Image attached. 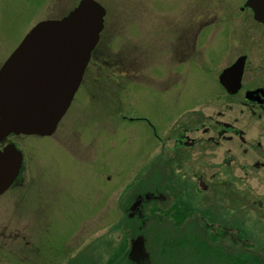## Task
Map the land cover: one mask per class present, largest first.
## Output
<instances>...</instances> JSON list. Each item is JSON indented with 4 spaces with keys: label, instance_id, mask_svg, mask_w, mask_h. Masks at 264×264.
<instances>
[{
    "label": "rangeland",
    "instance_id": "374dc122",
    "mask_svg": "<svg viewBox=\"0 0 264 264\" xmlns=\"http://www.w3.org/2000/svg\"><path fill=\"white\" fill-rule=\"evenodd\" d=\"M77 1L0 0V66L35 23L63 16ZM96 1L105 9L103 29L55 132L9 137L23 161L0 198V228L14 225L31 242L17 257L25 264H132L130 244L138 241L145 253L139 264H264V171L249 168L236 140L217 147L203 136L202 149L187 159L166 147L194 126L193 110L205 126L217 119L221 46L230 49L224 65L245 45L264 43V27L250 10L239 11L245 0ZM186 43L190 54L178 69L170 49ZM135 53L140 70L127 60ZM150 125L158 134L170 127L163 152L160 142L153 151ZM176 161L181 171L165 174ZM137 194H144L140 216L129 206ZM5 250L0 264H21Z\"/></svg>",
    "mask_w": 264,
    "mask_h": 264
},
{
    "label": "water",
    "instance_id": "95a60500",
    "mask_svg": "<svg viewBox=\"0 0 264 264\" xmlns=\"http://www.w3.org/2000/svg\"><path fill=\"white\" fill-rule=\"evenodd\" d=\"M244 6L264 25V0H246ZM104 15L96 0H78L60 18L41 20L28 30L0 66V143L11 134L54 132L98 42ZM238 71L237 79L240 64ZM21 163L13 143L0 149V194L16 179ZM140 245L134 242L131 252H139Z\"/></svg>",
    "mask_w": 264,
    "mask_h": 264
},
{
    "label": "flooded vegetation",
    "instance_id": "af4514ba",
    "mask_svg": "<svg viewBox=\"0 0 264 264\" xmlns=\"http://www.w3.org/2000/svg\"><path fill=\"white\" fill-rule=\"evenodd\" d=\"M245 9L250 10L249 8L245 7L243 3L242 6L239 7V11L242 12ZM256 23L259 24L258 22ZM181 46L182 49L180 50L179 47L175 49V52L173 49H170V51H173L172 55H175L176 53V57L179 58L180 62H177V66H176V68L178 69H180L181 65H183L185 59L190 54L189 53L190 46L188 43L182 44ZM245 46H247V48L244 53L238 54L232 61L224 65H221L222 62H225L221 59L223 56L222 52L229 51L230 49L225 45L221 46L220 57L216 62V69L214 75L216 83L219 86L217 93L219 95L216 97V99H214V105L217 106V111L215 112L217 119H214L212 125L210 124L209 126H205L203 123L199 122V117L201 115L203 116V113L201 112L200 109L193 110L195 111V113L192 112V114H187L190 115L189 118H191L192 126L193 125L194 126L191 128H184L183 130H181L180 135L174 138L172 144H166V147L172 149L171 150L172 153H176L181 158L186 157L187 159L188 153L196 152L202 149L201 146H199L197 143L201 142L200 139L203 136H206V138L204 139L210 142L211 141L214 142L215 145H217V147H220L221 145H223V143L230 145L232 147L235 144L234 140H236L237 145L239 147L238 153L240 157L247 160V162H249L248 166L251 170L259 171L263 173L264 171V43L261 41L258 42L255 41ZM94 51L95 49L91 54L90 60L93 57ZM255 55L261 56L258 62L260 64L251 66V62L254 61L253 57ZM128 57H130V55H128L127 58ZM134 62H136L134 66H137V68H139L140 70L141 57L139 54L135 53ZM239 64L241 71H240V76L237 79V73L239 72L238 71ZM119 73L122 74L121 75L122 77L126 75L125 69H121ZM173 84L171 83V86ZM228 116H231V118L228 119ZM208 118H210V116H208ZM126 119L143 120V121L145 120L140 116H135V117L132 116L130 118L129 116H126L125 120ZM243 123H245V125ZM150 126L153 131L152 139H154L153 151L157 149L158 142L161 143L160 145L162 147L160 146V149L162 151L163 147L165 146L164 135H166V133L170 131L169 129L170 127L165 129L166 132L164 134L162 133L158 134L155 129V126L153 125ZM243 126H245L248 129H251L252 134L248 136ZM195 133L196 136H191L192 134ZM168 140L169 139H167V141ZM6 143L7 141L2 143L0 145V148ZM230 146L226 147L228 151L231 149ZM155 152L157 153V151ZM155 152H154V156L156 155ZM175 163H176L175 166L181 169L180 165L178 164L181 162L176 161ZM163 172L166 174L173 171L171 170V168H168ZM191 174L194 175L195 177L203 178V174L199 171H191ZM10 188L11 187L6 189L0 195V198L6 192H8ZM142 195L144 194H137L135 196V199L131 200L129 204V206L133 205L131 209L133 211H136L137 212L136 215L139 216L141 215L140 213L141 204L139 203L144 200V197ZM9 228H11V230ZM20 231L21 230H19L14 225L11 226L2 225V227L0 228V250H4V248H7V251L5 250L6 255H14L12 258H15L21 264H25L24 259L21 260L20 257H17V254L21 252L18 250H22L23 248H27V249L30 248L31 242L28 241L26 236L23 235V233H21ZM1 240H5V241L9 240V243L5 244V241H1ZM132 243L130 244V248L132 246ZM20 247L21 249H19ZM8 248L11 250H8ZM34 248L37 249V251H39L41 246L40 245L39 247L35 246ZM144 256L145 253H143V251L140 250V253L137 252V254L131 252V254L128 255V258L130 259L132 264L133 263L139 264V261L137 260L139 258H143ZM25 259H27L26 256Z\"/></svg>",
    "mask_w": 264,
    "mask_h": 264
},
{
    "label": "trees",
    "instance_id": "16d2710c",
    "mask_svg": "<svg viewBox=\"0 0 264 264\" xmlns=\"http://www.w3.org/2000/svg\"><path fill=\"white\" fill-rule=\"evenodd\" d=\"M127 60H128V62H131V63L134 62V60H131L129 57L127 58Z\"/></svg>",
    "mask_w": 264,
    "mask_h": 264
}]
</instances>
